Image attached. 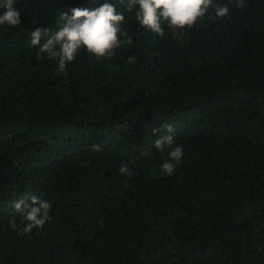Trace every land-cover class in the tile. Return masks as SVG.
Instances as JSON below:
<instances>
[{
	"label": "trees",
	"instance_id": "16d2710c",
	"mask_svg": "<svg viewBox=\"0 0 264 264\" xmlns=\"http://www.w3.org/2000/svg\"><path fill=\"white\" fill-rule=\"evenodd\" d=\"M104 2L15 0L22 23L0 25V264H264V0H214L228 16L164 22L163 36L108 0L132 44L107 59L81 48L58 75L30 33ZM33 195L51 220L11 229Z\"/></svg>",
	"mask_w": 264,
	"mask_h": 264
},
{
	"label": "clouds",
	"instance_id": "9594fccd",
	"mask_svg": "<svg viewBox=\"0 0 264 264\" xmlns=\"http://www.w3.org/2000/svg\"><path fill=\"white\" fill-rule=\"evenodd\" d=\"M14 3L15 0H2L0 6L5 10L0 14V25L18 27L22 23L21 12L14 7ZM235 4L237 8L245 6L244 0H235ZM133 8L138 9L135 17L140 25L161 36L164 35L162 27L164 22L170 28L183 29L193 27L210 8L214 11L215 19H223L229 14L228 5L214 3V0H127L126 9L132 11ZM70 11L71 15L67 12L59 15L62 23L57 30L36 28L30 33V44L38 48L37 55L46 54L49 60L57 61L58 75H66L67 64L76 58L81 48L86 49L97 59H107L114 55L115 49L124 44H132V38L121 28L125 20L124 14L118 12L114 4L108 0L91 10L77 7ZM128 62L134 63L135 57L129 56ZM163 128L167 134L154 140V147L160 150L165 146H172L174 142V126L165 124ZM158 131L155 128L152 130L154 134ZM92 148L100 151L101 145L93 144ZM183 156L182 146L171 148L168 152L169 158L161 165L163 172L172 175L177 165L182 162ZM119 173L131 175L126 164H121ZM30 201L29 203V198L22 197L14 202L13 208L22 215L24 223L17 225L13 219L9 222L11 229L29 233L33 228H43L45 223L51 220L49 202L35 195L30 197Z\"/></svg>",
	"mask_w": 264,
	"mask_h": 264
}]
</instances>
